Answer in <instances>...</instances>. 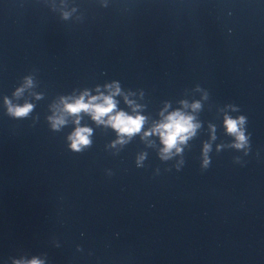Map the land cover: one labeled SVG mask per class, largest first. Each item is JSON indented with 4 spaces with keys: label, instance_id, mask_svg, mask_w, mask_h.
Wrapping results in <instances>:
<instances>
[{
    "label": "clouds",
    "instance_id": "clouds-1",
    "mask_svg": "<svg viewBox=\"0 0 264 264\" xmlns=\"http://www.w3.org/2000/svg\"><path fill=\"white\" fill-rule=\"evenodd\" d=\"M31 84V80L28 81ZM18 90L17 95L19 94ZM100 98L92 97L88 103L84 102L83 96L76 100L73 104L66 105V110L71 114H77L81 111L92 113V118L97 122H102V117L109 116L110 113L115 109L116 105L111 96L103 97L102 103H95ZM6 103H9L6 101ZM194 107H198L195 105ZM32 109V105H24L23 107H13L9 103L8 112L12 116H26ZM63 119H56L53 122L52 127L58 128L64 124ZM78 124L79 121L77 120ZM108 123L112 125L119 133L123 135H132L140 130L143 124V117H131L124 112H117L115 115L109 116ZM246 123V117L240 116L237 119L226 118L225 125L230 134H234L237 138L238 143L234 146L236 148H242L248 143V136H245L242 126ZM194 125L191 123V117H184L179 112L170 115L167 121L163 124L158 125L154 132H157L161 136L162 143L165 145L164 152H169L176 143L183 142L187 139V134L194 129ZM91 134L90 128H77L75 132L69 136V139L73 141L71 147L75 151L81 150V145H88L90 141L88 139ZM123 142V141H121ZM207 151V148H206ZM140 159H143L141 157ZM209 161L204 160V167H207ZM14 264H43V261L33 258L31 261H15Z\"/></svg>",
    "mask_w": 264,
    "mask_h": 264
}]
</instances>
